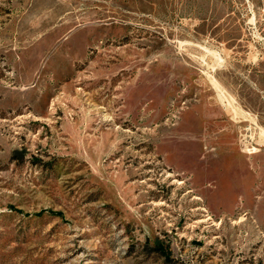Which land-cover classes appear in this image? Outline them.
Returning <instances> with one entry per match:
<instances>
[{
    "label": "rangeland",
    "instance_id": "obj_1",
    "mask_svg": "<svg viewBox=\"0 0 264 264\" xmlns=\"http://www.w3.org/2000/svg\"><path fill=\"white\" fill-rule=\"evenodd\" d=\"M0 264H264V0H0Z\"/></svg>",
    "mask_w": 264,
    "mask_h": 264
},
{
    "label": "bare ground",
    "instance_id": "obj_2",
    "mask_svg": "<svg viewBox=\"0 0 264 264\" xmlns=\"http://www.w3.org/2000/svg\"><path fill=\"white\" fill-rule=\"evenodd\" d=\"M232 108V107H231ZM234 111H236L235 109H233Z\"/></svg>",
    "mask_w": 264,
    "mask_h": 264
}]
</instances>
